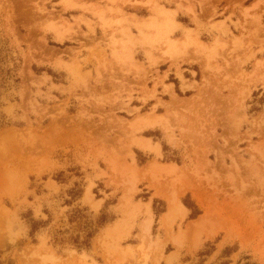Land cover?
Instances as JSON below:
<instances>
[{
	"label": "rangeland",
	"instance_id": "374dc122",
	"mask_svg": "<svg viewBox=\"0 0 264 264\" xmlns=\"http://www.w3.org/2000/svg\"><path fill=\"white\" fill-rule=\"evenodd\" d=\"M246 262L264 0H0V264Z\"/></svg>",
	"mask_w": 264,
	"mask_h": 264
},
{
	"label": "bare ground",
	"instance_id": "6f19581e",
	"mask_svg": "<svg viewBox=\"0 0 264 264\" xmlns=\"http://www.w3.org/2000/svg\"><path fill=\"white\" fill-rule=\"evenodd\" d=\"M187 37H188V35H187ZM191 39H193V38H191ZM185 40V39H184ZM175 43V42H174ZM200 44V43H199ZM182 48V47H181ZM168 166H166V168H167ZM169 168V167H168ZM171 168V167H170ZM172 168H173V166H172ZM171 168V169H172ZM174 169H175V166H174ZM181 206L182 205H180V203L178 202V200H177V195L175 194H173L172 196H171V209H170V212H169V214L166 216L167 217V221H168V218H170L172 215H174V213L176 212V211H178V210H183L182 208H181ZM204 216H201V217H199L198 219H196L194 222H193V225L195 226V227H198V226H200L201 224H203V220L205 219V218H203ZM170 219H172V217L170 218ZM202 226V225H201Z\"/></svg>",
	"mask_w": 264,
	"mask_h": 264
},
{
	"label": "trees",
	"instance_id": "16d2710c",
	"mask_svg": "<svg viewBox=\"0 0 264 264\" xmlns=\"http://www.w3.org/2000/svg\"><path fill=\"white\" fill-rule=\"evenodd\" d=\"M256 107V106H255ZM184 203L189 206V204L186 202V200L184 201ZM191 218L195 217V215L191 214L190 215ZM105 222L106 220L105 219H102V222ZM78 241V240H77ZM83 243L85 242H81V243H78L79 246H81ZM211 251H208V252H203L202 254H205V255H209ZM245 264H260V263H257V262H246Z\"/></svg>",
	"mask_w": 264,
	"mask_h": 264
},
{
	"label": "crops",
	"instance_id": "0c3cea01",
	"mask_svg": "<svg viewBox=\"0 0 264 264\" xmlns=\"http://www.w3.org/2000/svg\"><path fill=\"white\" fill-rule=\"evenodd\" d=\"M95 65H96V63H95Z\"/></svg>",
	"mask_w": 264,
	"mask_h": 264
}]
</instances>
